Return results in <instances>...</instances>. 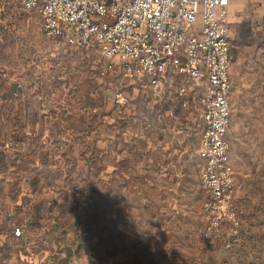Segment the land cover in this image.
Listing matches in <instances>:
<instances>
[{"label": "rangeland", "instance_id": "1", "mask_svg": "<svg viewBox=\"0 0 264 264\" xmlns=\"http://www.w3.org/2000/svg\"><path fill=\"white\" fill-rule=\"evenodd\" d=\"M12 6L0 22V139L16 151L0 152V202L25 206L14 224L24 236L55 237L72 256L52 250L42 264H264V0L228 7L239 225L212 230L194 104L205 84L171 76L195 89L186 107L170 88L105 70L98 50L46 37L38 12Z\"/></svg>", "mask_w": 264, "mask_h": 264}, {"label": "built area", "instance_id": "2", "mask_svg": "<svg viewBox=\"0 0 264 264\" xmlns=\"http://www.w3.org/2000/svg\"><path fill=\"white\" fill-rule=\"evenodd\" d=\"M22 10L38 12L43 33L73 48L98 50L107 60L105 70L119 67L124 76L149 84L158 93L172 89L191 103L190 83L170 85L171 76L204 83L197 101L203 110L204 130L199 156L201 178L209 193L203 209L208 229L225 220L239 225L234 211L235 177L228 138L231 121L232 35L228 20L230 0H17ZM5 7H0V22ZM192 84V83H191ZM171 86V87H170ZM3 118L0 115V123ZM14 149L0 139V152ZM1 242L26 236L24 227L0 231ZM0 264H13L0 248Z\"/></svg>", "mask_w": 264, "mask_h": 264}, {"label": "crops", "instance_id": "3", "mask_svg": "<svg viewBox=\"0 0 264 264\" xmlns=\"http://www.w3.org/2000/svg\"><path fill=\"white\" fill-rule=\"evenodd\" d=\"M12 5H15V8L17 7L21 8L17 0H14L13 2L11 0H0V7L4 6L5 11L13 7ZM231 61H232V56H231ZM194 104L196 106H199L201 113H202L201 115L203 118V110H202L201 105L197 101H194ZM2 196L3 198L5 196L9 197V195H5V194H2ZM10 196L13 197L14 195L10 194ZM20 213L21 211L18 206L8 205L6 207L3 205V203L0 202V231L2 230L3 233H8V231L11 230V228L15 224V220L20 218ZM8 228L9 230L7 231ZM0 237L3 238L5 237V235L3 236L0 235ZM30 241H31L30 237L29 238L25 237L24 239H21L17 243H14V242L12 243L10 241L11 249L9 251H7L8 249H5V250L8 256H10L13 259V262H16L17 264L18 263L20 264V261H21V264H42L50 259V257L48 256L49 255L48 253H50L52 250L57 251V249L54 250L55 249L54 246H56L54 242L50 243L46 240V242L44 243L45 248L39 251L37 248H34L32 246ZM20 244L22 246L19 247ZM46 245L47 246L49 245V247H47ZM51 245H52V248H51ZM20 258L21 260L19 261L18 259Z\"/></svg>", "mask_w": 264, "mask_h": 264}, {"label": "trees", "instance_id": "4", "mask_svg": "<svg viewBox=\"0 0 264 264\" xmlns=\"http://www.w3.org/2000/svg\"><path fill=\"white\" fill-rule=\"evenodd\" d=\"M0 115H1V117L3 118V122H5V118H4V114H2L1 113V111H0ZM14 151H16V150H11V151H8V152H10V153H13ZM230 155H231V150H230ZM230 160H231V156H230ZM0 162H2V160H1V158H0ZM234 172H235V169H234ZM18 207H19V209H20V211H22V213L23 214H25L26 213V208H25V206H21V204L20 205H18ZM21 218V217H20ZM19 218V219H20ZM16 226V225H15ZM12 229V228H11ZM9 230V228L7 229V231ZM10 231V230H9ZM8 231V232H9ZM50 233V232H49ZM30 238H31V244H32V246L34 247V248H37L39 251L41 250V249H43V248H45V242H40V241H36V240H34V238H35V236H30ZM48 239V240H47ZM46 240L48 241V242H50V243H55L56 244V246H57V251H53V253H54V255H55V257H56V259H57V257L58 258H60L61 256H64L65 258H64V262L65 263H67L70 259H71V253H68V252H64V248H65V244H64V242L62 241V240H59V239H55V237H51V236H49L48 238H47ZM2 244L0 245V248H2V249H8L7 251H9L10 249H11V244H10V239H6V240H4V241H2L1 242ZM50 243H49V245H50ZM21 246V244L19 245V247ZM47 246V245H46ZM52 246V245H51ZM48 247V246H47ZM67 249V248H66ZM49 260H51V259H49ZM53 262H48L47 264H52Z\"/></svg>", "mask_w": 264, "mask_h": 264}]
</instances>
